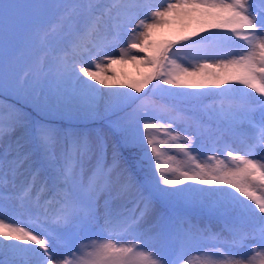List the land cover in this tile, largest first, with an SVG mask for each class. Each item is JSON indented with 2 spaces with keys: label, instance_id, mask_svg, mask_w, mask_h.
I'll list each match as a JSON object with an SVG mask.
<instances>
[{
  "label": "snow or ice",
  "instance_id": "obj_1",
  "mask_svg": "<svg viewBox=\"0 0 264 264\" xmlns=\"http://www.w3.org/2000/svg\"><path fill=\"white\" fill-rule=\"evenodd\" d=\"M170 18L208 32L179 38L191 40L188 67L177 63L172 42L149 49L152 30ZM125 37L119 59L151 69L128 85L136 95L96 86L105 85L97 73L117 59L110 50ZM26 41L47 62L14 75L11 53ZM201 80L220 91H201ZM209 95L218 102L199 114L180 107ZM0 97L7 98L0 102V264H264V154H257L264 153V0H5ZM101 103L114 139L110 161L106 137L64 124L95 119ZM161 121L168 139L153 134ZM182 125L192 134L181 137ZM180 139L191 163L162 167L160 145ZM196 141L213 143L210 159L221 143L226 151L205 166ZM44 189L55 190L47 207ZM124 198L136 205L130 215L112 208ZM155 204L170 211L142 231ZM191 208L204 210L208 223H192ZM24 212L33 227L18 219Z\"/></svg>",
  "mask_w": 264,
  "mask_h": 264
},
{
  "label": "rangeland",
  "instance_id": "obj_2",
  "mask_svg": "<svg viewBox=\"0 0 264 264\" xmlns=\"http://www.w3.org/2000/svg\"><path fill=\"white\" fill-rule=\"evenodd\" d=\"M5 0H0V4H3ZM17 2H24V0H17ZM199 31L197 25L192 22L188 21H180L179 19L170 18L169 22L167 24H163L159 27H156L152 30L151 35L148 38L149 42V49L150 51L155 50L157 48H160L167 43L173 42L176 39H179L182 36L189 35L193 31ZM128 37L124 38V42L121 45H118L115 49H111L110 51L113 52L114 56L117 57L114 61L111 62H105V66L101 71H99L97 74L100 79H103L106 83L105 85L97 84L96 86L98 88H101L102 91L108 92V91H122V92H132L133 95H136L135 91L133 89L128 88L129 84L134 83H140L151 71L150 67L145 66L143 63H141L139 60H132L125 58L123 60L119 59L121 48L127 47ZM235 39V38H234ZM185 47V46H184ZM131 55L136 56H143L145 53H140L138 50H130ZM184 55V56H183ZM191 56V52L182 49L179 51V53L176 55L177 57V63L183 64V66L188 67L189 66V57ZM11 58L14 62L13 64V73L14 75H20L23 70H30L34 67L37 60H41L43 62H47L44 58V53L37 51V49L30 43V42H24L21 43L12 53ZM230 58V57H229ZM210 64H214V60L209 61ZM209 72H215V73H222V75H227L230 70L228 69H217L215 67L207 69ZM221 75V74H220ZM22 76V75H21ZM92 82V81H89ZM200 83L204 84L205 87L200 89L203 92H208L211 88H215L214 82L209 80H201ZM156 81L153 80L152 83L148 84L147 87L144 88L143 92L147 89H151L152 85L155 84ZM162 87H168L162 85ZM174 91H191V89L187 87H176L172 86ZM251 91V90H247ZM140 93L139 95H141ZM255 95V93H252ZM103 108V103H101V108ZM153 122V121H150ZM142 123H144L142 121ZM164 127H166V122L161 121L157 124V130L158 134L160 135V131L163 132ZM185 126H181L180 135L183 137L184 135H190L188 132H184L183 128ZM102 136H104L102 134ZM109 145L108 149V156L111 155L112 150V141L110 138L106 137ZM179 142L182 144H186L187 142L183 139H180ZM240 143L238 140L234 142V146H239ZM173 150V148H172ZM235 154V153H234ZM257 154H264L261 153V150H257ZM163 155V151L161 149V156ZM173 155H175L177 158L180 157L182 159L179 160V163L181 165L185 164V156L183 153L179 151L178 147L174 148ZM165 158V156H164ZM218 159H214L213 165L216 164ZM230 161V160H229ZM229 164L231 163L228 162ZM203 164V163H201ZM204 165V164H203ZM206 166V165H205ZM197 187H200L199 185H196ZM116 204V200L112 203V207ZM104 205V201H103ZM104 208V207H103ZM100 214L103 216V209H101L100 204ZM34 216V215H33ZM154 218V215H150L147 219ZM18 219L22 223H26L29 228L33 227L31 223H28L29 221V215H20ZM104 224L103 219L100 220L99 225L93 229L95 233H100L102 231V226ZM156 225L154 223L153 225L147 227L141 225V230H147L149 228H152ZM83 243H88V241H83ZM193 257H195V253L192 254Z\"/></svg>",
  "mask_w": 264,
  "mask_h": 264
},
{
  "label": "trees",
  "instance_id": "obj_3",
  "mask_svg": "<svg viewBox=\"0 0 264 264\" xmlns=\"http://www.w3.org/2000/svg\"><path fill=\"white\" fill-rule=\"evenodd\" d=\"M210 31H214V30H210ZM208 33V32H207ZM187 36V35H186ZM178 40V39H176ZM176 40H174L173 42H175ZM62 54V53H61ZM24 74V73H23ZM22 73L20 75H23ZM149 89L145 90L144 92H142L141 96L144 95L145 92H148ZM6 98V97H5ZM7 100V98H6ZM22 103V102H21ZM100 115H98L95 119L93 120H88V121H84V120H76V119H72V120H65L64 124L65 125H87L88 128L86 130L91 131L93 134L95 133V131H99L103 134H106L108 136H111L113 139L112 134L109 132L108 130V120L106 119V113H104L103 108L100 110ZM45 119H57L59 120V117H45ZM141 130H143V123L141 121ZM153 134L158 138V139H164L163 136L159 135L156 133V130H154ZM114 143V142H113ZM112 143V144H113ZM160 148L163 151V155L160 157V163L162 167L168 168V167H172V164L170 162V150H168V144L167 145H160ZM164 149V150H163ZM165 156V158H164ZM111 160V157L109 159V161ZM23 179V178H21ZM47 178L45 176H41V181L46 180ZM50 182V181H49ZM35 199V197L33 198ZM133 204L129 199L124 198L120 204V207H128L129 205Z\"/></svg>",
  "mask_w": 264,
  "mask_h": 264
}]
</instances>
